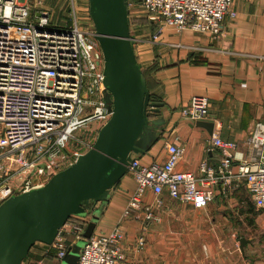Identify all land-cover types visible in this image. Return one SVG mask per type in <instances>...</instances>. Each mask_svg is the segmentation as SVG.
<instances>
[{"label": "built area", "instance_id": "2783aa9c", "mask_svg": "<svg viewBox=\"0 0 264 264\" xmlns=\"http://www.w3.org/2000/svg\"><path fill=\"white\" fill-rule=\"evenodd\" d=\"M142 3L149 19L159 23L147 39L131 34L133 48L157 42L166 26L219 35L227 16L235 17L234 0H126ZM71 23L53 22L49 12L33 10L26 1L0 0V204L8 198L42 187L55 173L93 147L100 128L111 117L105 102L104 56L92 28L79 27L77 9ZM156 20V21H155ZM192 121L209 116L206 96H194L180 108ZM97 123L94 128L91 124ZM85 130V137L76 132ZM85 138H88L86 140ZM253 147H264V121H257L249 137ZM219 152L213 164L203 163L198 173L177 168L184 147L166 145L163 162L144 163L132 156L127 171L136 182L123 215L139 210L145 194L167 191L195 207L207 206L217 185L226 191L246 186L256 206L264 209V154L256 163L238 161L234 142L214 135ZM92 210V209H91ZM90 212V211H88ZM87 215H72L52 245L57 259L71 248L69 237L83 238ZM145 217L154 218L146 208ZM122 225L109 234L93 233L85 239L77 264H118L125 258ZM144 239L137 241L142 248ZM22 264H29L28 257Z\"/></svg>", "mask_w": 264, "mask_h": 264}, {"label": "crops", "instance_id": "0c3cea01", "mask_svg": "<svg viewBox=\"0 0 264 264\" xmlns=\"http://www.w3.org/2000/svg\"><path fill=\"white\" fill-rule=\"evenodd\" d=\"M88 8L80 7L89 16ZM233 10L236 16L226 17L219 35L191 29L178 33L171 27L157 42L136 48L151 101L161 105L151 114V119H160L156 141L132 156L147 164L163 162L166 145L179 144L184 153L177 168L198 173L203 163L214 165L218 159L212 146L218 135L236 144L238 161L262 159L264 147L250 145L249 137L255 123L264 121V0H234ZM194 96H206L210 102L209 116L198 121L180 113ZM221 187L216 186L213 200L201 208L167 191H149L140 209L124 216L136 189L126 171L83 220L88 225L97 211L96 234H109L122 225L125 258L118 264H264V209L256 206L246 186L226 191ZM146 208L154 218L145 217ZM140 238L144 243L137 248ZM79 240L70 236L69 244ZM55 253L52 245L37 242L29 264H61Z\"/></svg>", "mask_w": 264, "mask_h": 264}, {"label": "water", "instance_id": "95a60500", "mask_svg": "<svg viewBox=\"0 0 264 264\" xmlns=\"http://www.w3.org/2000/svg\"><path fill=\"white\" fill-rule=\"evenodd\" d=\"M89 15L104 56L105 102L111 117L100 128L93 147L55 173L42 187L14 195L0 204V264H22L37 243L52 244L72 215H87L96 201L127 171L132 153L156 141L160 111L137 63L126 0H89ZM88 222L83 240L61 264H77L85 239L96 227Z\"/></svg>", "mask_w": 264, "mask_h": 264}, {"label": "rangeland", "instance_id": "374dc122", "mask_svg": "<svg viewBox=\"0 0 264 264\" xmlns=\"http://www.w3.org/2000/svg\"><path fill=\"white\" fill-rule=\"evenodd\" d=\"M22 1H26L28 4H30L33 10L38 9L49 12L53 22H57V23H66V24L71 23L72 22L71 17L73 18L72 10L75 7L77 9L79 27L84 29L92 28V24L89 23L88 20L89 18L88 15H86L85 14L86 12L80 9V7L84 10L88 8L89 0H22ZM149 15L150 14L144 8L142 3L138 1L134 3L133 1V6L129 8V17H130L131 34H133L135 38H144V39L149 38L152 34V33L150 34L149 32L151 31L155 32L159 26V23L162 24L161 20L157 21V23H154V21L149 19ZM166 28H171V27L166 26ZM142 33L146 35H139ZM89 126H90L89 128H94L97 126V123H93ZM76 135L82 138L85 137V130L80 129L79 131L76 132ZM85 139L88 140V138ZM82 240L83 239L81 238L79 241L81 242Z\"/></svg>", "mask_w": 264, "mask_h": 264}]
</instances>
